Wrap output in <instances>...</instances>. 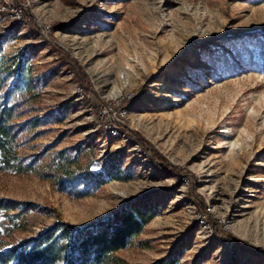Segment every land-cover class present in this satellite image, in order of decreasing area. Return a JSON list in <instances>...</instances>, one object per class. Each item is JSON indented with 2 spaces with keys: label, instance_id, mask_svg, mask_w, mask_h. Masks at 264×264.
Returning a JSON list of instances; mask_svg holds the SVG:
<instances>
[{
  "label": "rangeland",
  "instance_id": "rangeland-1",
  "mask_svg": "<svg viewBox=\"0 0 264 264\" xmlns=\"http://www.w3.org/2000/svg\"><path fill=\"white\" fill-rule=\"evenodd\" d=\"M257 36L264 0H0V58L31 54L24 119L45 121L18 148L32 170L0 171V200L31 205L0 249L136 202L156 215L110 264H264V73L236 54L260 63ZM75 146L73 170L111 176L77 198L46 175Z\"/></svg>",
  "mask_w": 264,
  "mask_h": 264
},
{
  "label": "trees",
  "instance_id": "trees-1",
  "mask_svg": "<svg viewBox=\"0 0 264 264\" xmlns=\"http://www.w3.org/2000/svg\"><path fill=\"white\" fill-rule=\"evenodd\" d=\"M249 1L256 3L257 0ZM255 39L251 41H257L261 45L258 57L256 55L260 63L257 62L254 66L256 58L250 50L248 61L242 58L240 51H236L237 59L264 73V43L258 36ZM30 59L31 54L23 56L18 63L13 62L14 59L10 61L0 58V171L15 174L31 171L38 158L18 154V148L24 145L21 139L23 133L35 130L45 122L38 116L24 119L29 113L37 112L34 106L35 91L40 83V77L33 76L27 68V65H31ZM223 60L228 68L232 67L233 59ZM210 64L213 67L216 65L214 62ZM10 79H13L12 83L8 84ZM47 116L50 114H46L44 118ZM56 118L59 119L57 123L61 122L59 117ZM82 150V146H75L57 152L48 166L50 172L46 174L55 180L60 191L76 198L86 195L91 188L104 185L111 178L106 174L107 167L101 171L91 170L88 166L84 171L73 170L71 167H77ZM152 164L157 171H166V168L156 162ZM135 203L130 204L127 211L123 210L95 224L74 227L68 223L56 222L32 238L0 249V264H110L116 260L114 255L129 247L156 215L155 210L147 204L139 206ZM30 210L29 204L0 200V234H10L12 225ZM235 243L237 242L233 240L232 246ZM238 247L247 250L243 246ZM152 264L177 262L166 258Z\"/></svg>",
  "mask_w": 264,
  "mask_h": 264
},
{
  "label": "built area",
  "instance_id": "built-area-1",
  "mask_svg": "<svg viewBox=\"0 0 264 264\" xmlns=\"http://www.w3.org/2000/svg\"><path fill=\"white\" fill-rule=\"evenodd\" d=\"M114 134V133H113ZM116 134V133H115Z\"/></svg>",
  "mask_w": 264,
  "mask_h": 264
}]
</instances>
